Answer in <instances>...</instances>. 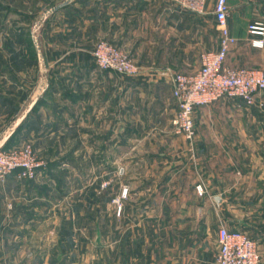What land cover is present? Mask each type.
<instances>
[{"label":"crops","instance_id":"1","mask_svg":"<svg viewBox=\"0 0 264 264\" xmlns=\"http://www.w3.org/2000/svg\"><path fill=\"white\" fill-rule=\"evenodd\" d=\"M227 4L228 28L237 41L224 66L264 73V46L253 47L248 30L250 24L264 22V0ZM212 6L208 0L206 13L197 14L172 0H75L46 18L37 39L33 22L29 28L21 26L19 9L0 7V147L11 136L12 147L34 137L66 141L72 134L83 142L112 141L120 127L126 140L152 144L142 150L147 161L162 163L142 169L149 179L142 180L136 198L125 202L123 215L131 224L119 230L116 223L114 228L117 217L111 215L110 264H217L221 224L253 239L258 264H264V91L251 106L238 98H221L195 107L191 144L173 132L174 74H194L201 54L219 47ZM9 12L14 17L6 21ZM102 39L127 53L142 75L132 78L99 69L92 50ZM27 49L33 56H25ZM39 68L46 80L42 89ZM38 90L37 104L20 121ZM166 156L175 157L169 165ZM47 180L16 185L22 189L21 206L8 220L20 239L50 216L47 187L52 183ZM199 183L205 188L201 195ZM41 206L45 208L39 210ZM61 222L53 229L58 237L70 234ZM98 227L95 238L101 236ZM5 229L6 236L11 234L10 227ZM1 247L0 259L6 264L8 243ZM59 251L57 263L62 261ZM38 252L27 264L48 263L46 249Z\"/></svg>","mask_w":264,"mask_h":264},{"label":"rangeland","instance_id":"2","mask_svg":"<svg viewBox=\"0 0 264 264\" xmlns=\"http://www.w3.org/2000/svg\"><path fill=\"white\" fill-rule=\"evenodd\" d=\"M63 1L0 0V7L6 5L19 9L21 26L29 28L33 22L32 33L37 39L43 22L49 16L42 17L44 12ZM13 17V13H7L6 21L12 20ZM30 17L31 20L28 19ZM1 33L0 31V44L3 41ZM29 55L33 56L31 49H27L25 54V56ZM41 71L43 72L44 69L39 68L38 71L40 89L46 85ZM176 115L177 110L172 119L173 132L181 136L175 131ZM118 131V136L112 141L109 138H103L96 142H83L78 141L76 135L72 134L66 141L61 138L45 141L34 137L17 145H32L37 158L44 163L43 167L46 169H43L44 171L40 169L34 181L48 179L47 181L50 180L49 182L52 183V187H47L50 188L48 199H50L51 207L49 206L46 211L50 215H46L48 219L39 222L38 228L31 236L20 239L19 233L15 232V226L8 219L21 206L22 189H17V183L33 180L18 179L16 174H11L9 176L12 177L8 176L4 182L0 183V217L5 216L0 223V248L4 242L8 243L9 247L5 248V252L8 250L5 254L6 264L10 262L27 264L31 257L40 254L38 252L40 249H46L44 259L48 257L47 264H110V247L113 243L109 221L111 215L116 214L117 217V220H114V228L117 225L119 230H123L127 223L131 224V221L127 222L126 215H123V209L125 202L136 198L135 193L137 194L142 180L146 182L149 179L146 173H142V169L146 166L151 168L153 165H162L158 159L149 162L143 156L144 147L151 149L152 144L126 140L121 136L123 131L120 127ZM153 146H156L155 142ZM9 147L12 148V146ZM187 147L189 149V146ZM165 150L167 153V149ZM174 158L166 156L165 164L169 165ZM144 176L147 179H144ZM8 184H11L10 188ZM124 189L127 190L126 194ZM44 190L45 188L41 193L44 194ZM36 193L40 194V191H35ZM117 199L121 205L120 211L115 202ZM44 208L41 206L39 210ZM62 219H64V228L70 234L58 237L56 230L53 229L61 225ZM98 226L101 229V236L95 238ZM4 227H10L11 234L6 236L4 231L7 229ZM51 230L53 233H50ZM59 250H62L60 255L62 261L57 263ZM3 260V258L0 259V264H5Z\"/></svg>","mask_w":264,"mask_h":264},{"label":"built area","instance_id":"3","mask_svg":"<svg viewBox=\"0 0 264 264\" xmlns=\"http://www.w3.org/2000/svg\"><path fill=\"white\" fill-rule=\"evenodd\" d=\"M180 7L197 14L207 11L208 0H172ZM212 13L219 31L217 50L201 54V64L194 74L176 73L172 81V95L177 103V115L174 119L175 131L191 144L195 135L194 110L221 98H238L247 106L256 101V96L264 91V73L254 68H227L224 61L236 38L230 33L227 24L229 8L227 0H213ZM249 34L253 36L251 45L264 46V22L249 25ZM92 56L101 70H113L119 74L136 78L142 75L138 65L127 53L108 40H99ZM193 147L189 146V151ZM44 163L40 161L30 144L14 146L9 149L0 147V183L11 174L18 179L34 180ZM199 195L205 192L203 184L196 185ZM127 190L124 189V194ZM121 210L119 199L115 201ZM219 251L217 264H258L257 243L245 232L229 230L221 224L217 231Z\"/></svg>","mask_w":264,"mask_h":264},{"label":"water","instance_id":"4","mask_svg":"<svg viewBox=\"0 0 264 264\" xmlns=\"http://www.w3.org/2000/svg\"><path fill=\"white\" fill-rule=\"evenodd\" d=\"M74 1L75 0H64L63 2L56 4V5L52 6L51 8H49L48 10H46V12H44L42 17H46L50 14H53V13L57 12L58 10L65 8L66 6H68L69 4H71ZM35 47H36V52H37V56H38L39 60L43 62L42 53H41V50L39 48L37 41H35ZM41 93H42V90H38L34 94L33 98L30 100L28 105L25 107L24 112L22 113L21 117L19 118L20 121H23V119L27 116V114L35 107V105L38 102V99L41 96ZM214 200H216L217 202H220L221 197L215 196Z\"/></svg>","mask_w":264,"mask_h":264},{"label":"trees","instance_id":"5","mask_svg":"<svg viewBox=\"0 0 264 264\" xmlns=\"http://www.w3.org/2000/svg\"><path fill=\"white\" fill-rule=\"evenodd\" d=\"M12 138V136L8 139V141L4 144V146L2 147L3 149H9L10 147H8L9 146V141H10V139Z\"/></svg>","mask_w":264,"mask_h":264}]
</instances>
